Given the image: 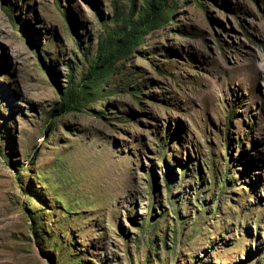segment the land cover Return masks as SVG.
<instances>
[{"label":"rangeland","instance_id":"1","mask_svg":"<svg viewBox=\"0 0 264 264\" xmlns=\"http://www.w3.org/2000/svg\"><path fill=\"white\" fill-rule=\"evenodd\" d=\"M143 1L0 0V264H264V0H164L94 84Z\"/></svg>","mask_w":264,"mask_h":264},{"label":"trees","instance_id":"2","mask_svg":"<svg viewBox=\"0 0 264 264\" xmlns=\"http://www.w3.org/2000/svg\"><path fill=\"white\" fill-rule=\"evenodd\" d=\"M143 9L138 13L136 19L131 20L130 17H122V28L108 32L105 39L98 43L96 56L93 58L89 67L92 76V82L99 79L109 69L113 60L119 54L129 50L135 46L144 33H147L152 27L158 26L165 15L164 0H144ZM5 11H10L7 7ZM122 31V32H121ZM119 37V42L115 39ZM101 58V59H100ZM100 61V62H99ZM99 63V64H98ZM80 85L75 91H63L61 108L75 110L76 103L79 102L78 97L81 95ZM69 95L68 99H63V95Z\"/></svg>","mask_w":264,"mask_h":264},{"label":"bare ground","instance_id":"3","mask_svg":"<svg viewBox=\"0 0 264 264\" xmlns=\"http://www.w3.org/2000/svg\"><path fill=\"white\" fill-rule=\"evenodd\" d=\"M254 63H255V62H254ZM242 66H243V65H242ZM244 67H245V66H244ZM244 67H242V68H244ZM246 68L248 69L249 72L251 71V72L256 73V74L258 73V71L256 72V70H257L258 68L255 67V68L252 69V67H251V63L247 64V65H246ZM243 70H244V69H243ZM258 75H259V74H258ZM259 77L262 78V79H264V73H263V75H260Z\"/></svg>","mask_w":264,"mask_h":264}]
</instances>
